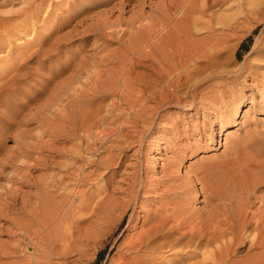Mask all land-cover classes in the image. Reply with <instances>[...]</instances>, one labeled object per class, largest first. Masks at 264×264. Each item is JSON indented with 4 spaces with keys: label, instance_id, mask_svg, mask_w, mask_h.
<instances>
[{
    "label": "rangeland",
    "instance_id": "obj_1",
    "mask_svg": "<svg viewBox=\"0 0 264 264\" xmlns=\"http://www.w3.org/2000/svg\"><path fill=\"white\" fill-rule=\"evenodd\" d=\"M142 1L0 0V19L5 20L3 22L4 27H0V75H2L0 77V89L4 88L0 90V199L4 196L7 197V200L16 199L11 203L12 205L16 204L13 205L14 207L9 209L5 207L6 210L0 211V264H62L60 260L63 257L57 253L64 249V251L66 249L69 251L67 254L69 262L64 264H112L114 261L118 262L121 253L127 252L129 240L141 230L142 222L150 216L157 215L158 210L162 211V206H165L167 201L164 193L165 186L156 189H153L152 186L166 178L164 173L167 171V167V169L179 167L182 172H186L189 167L195 166L199 162L208 165L211 161H219L221 157L228 159V155L232 156L229 158L244 155L245 160H243V156L241 160L239 158L240 164H244V162L246 164L247 160H249V164L254 159H263L260 154H263L264 157V0H223L224 2L222 1L212 12L200 14L199 26L197 25L198 28H196L199 29L198 33H200L196 38L198 37L199 44L201 43L203 46L205 44L207 55L219 54L216 60L219 59V62H216L217 67L211 69H204L203 66H200L201 64H198L204 69L202 70L203 76L201 72L200 75L199 73L196 74L193 78L194 81H191L193 83L190 82L185 85L186 88H182L184 89L181 91L182 93L178 92L176 97L170 95L168 98L170 101L165 99L166 102L161 95L162 97H159L163 99L158 97V101L155 100L154 102L153 99L147 97L150 91L147 90L148 93L144 91L146 93L143 92L139 95L145 97V102L143 99L140 101L141 105L138 103L136 107L131 108L132 110L126 106V102L132 100L133 96L132 94L130 95L131 98L126 96L129 99L123 101L127 107L126 114L129 111L131 115H134L136 110L140 112L142 105H148V109L154 110L150 109L149 114L145 113L143 116L152 117L154 114V117H152L153 119L147 117L152 121V124L146 123V126L148 124L150 127L140 124L136 128L132 122H129L128 128L130 130L121 131V135L132 132L131 134L135 135L136 139L130 138L135 140L132 142L133 144H124V153H120L121 157L117 160L118 163L108 166L103 160L109 154V151L106 150L107 143L113 142L114 144L115 142L113 136L108 142H106L107 139L104 140L103 145L97 144L98 150H94L95 152L93 150L83 151L85 148L81 152L80 150L79 152L76 151L79 149L78 145L76 146L79 141L74 136L80 134L79 131L82 130L78 103H70L71 105H68L70 109L68 106L67 109L71 111L66 110L67 114L62 116L58 114L60 107L58 102L60 101L51 100L55 98L58 90H63L79 63L83 59L90 58L96 51L109 52L110 59H107V63H110L108 68L110 70L103 75V81L106 76V82H112L108 75L112 69L118 67L115 55L119 57V53L117 54L116 51L123 49L124 41L129 42L136 38L132 36L130 39L129 34H125L126 37L128 36L125 40L126 37L120 33L122 31H119V34L122 35L115 32L111 38L109 35L100 37L90 28L102 24L106 18L117 23L121 22L120 25H117V27L120 26V29L123 26L128 27L129 21L137 20L138 23V19L141 18L145 23L153 21L158 23L157 15L160 13L158 10L161 6L164 4V6L168 5V8L172 7L173 12L170 13L174 16L173 1L178 2V0H167L165 3V0ZM138 13L144 14V16L141 17ZM147 15L149 18H144L148 17ZM228 15L235 17H233L232 22L234 24L230 26L231 28L225 26L222 19L223 16L227 18ZM167 18L168 16H166V20ZM201 19H203L202 22ZM213 19H218V21L215 23ZM211 26H214L216 31L212 32ZM203 35L204 37H202ZM207 35H210L211 37H208L212 40L207 38ZM213 39L215 40L213 41ZM207 59L206 57L205 60ZM226 59L227 61H225ZM220 64L223 66H219ZM136 69L139 72L145 70L140 67H136ZM206 70L212 71L210 73ZM220 71H223V74ZM83 75L86 77L85 73L80 74L82 77ZM175 75L174 72L169 78ZM200 76L204 80L200 79ZM5 83H7L6 86ZM98 85L99 89L103 87V89H108L112 83L110 86L109 84L104 86L103 82L100 81ZM74 87H76L75 82ZM134 87L138 88L140 85L138 87L134 85ZM187 89L191 91H186ZM132 93L134 94V92ZM136 95L134 94V97ZM109 96L106 95L104 100H98V102L107 104L112 99ZM172 98L173 101L171 102ZM104 108H106L105 105ZM84 111L85 109L83 112L81 111V115L85 114ZM159 113L161 118H158ZM74 114L76 115L72 117ZM134 117L131 116L130 119L136 120V115ZM222 117L223 119H221ZM136 129H139L138 132H135ZM138 134L143 135V138L140 137L139 140ZM23 148L30 151V159L25 158L26 153L23 154ZM114 152L116 155L120 151L116 149ZM81 153L85 159L86 157L90 158L83 162L80 161L82 167L79 166L81 169L79 177L84 176L73 182L75 181V175L73 176L75 171L73 170L76 169L77 172H80L78 167L73 165V157ZM84 153L88 156H85ZM92 153L95 155L89 156ZM226 155L227 158H225ZM28 161L30 162V169L24 167L25 164H23V162ZM172 164L174 165L170 166ZM232 165L237 164L233 163ZM164 167L166 168L163 169ZM138 169H140L139 177L145 180L146 186L140 191V197L136 203L132 202L129 208H126L125 213H122L123 202L130 199V195H128L130 190L128 189H130L131 176ZM67 172L72 177L69 174H64L66 177L63 175ZM53 173L55 177L57 175L61 179L64 177L63 182L67 186H59L61 191H57L56 188L47 183L50 180L48 178L54 175ZM67 175H69L68 178ZM11 185H15L13 193L8 189ZM45 185H47L48 190L50 189L49 193L43 188ZM54 192L59 193L55 195ZM110 194L114 200L108 199ZM50 195H55L56 199ZM74 195L76 196L74 197ZM60 196L65 197L66 200L65 198L61 199ZM47 198L51 201L52 199L57 200L56 202L63 201L66 207L68 206L66 203H70V201H74L73 205L76 207L80 198L86 199L87 207L89 206L90 209L86 207L88 210L85 208L86 210H78V212L75 208L72 210L73 212L68 209V211L64 210L67 213H63L66 217L62 212L61 215L59 213L57 215L54 210L52 211V206L47 205L49 201ZM98 198L103 199L102 202ZM253 199L255 200V197ZM109 200L111 203L114 201V207L109 204ZM54 201L48 204H53ZM104 201L108 205L104 204ZM116 201L118 205L115 203ZM97 202H100L99 205ZM44 206L45 209H43ZM48 206L51 208L49 209ZM91 206L97 210L91 212ZM110 206L112 207L110 208ZM53 207L55 208V206ZM134 211L137 214V220L134 221L137 225L136 228H129L130 216ZM35 213L38 214L42 224L46 222L49 226L46 227L45 231L43 230V239L46 241L41 240L40 244L36 245L35 240L37 238H35L34 244H29V247L26 248L28 239L26 241V234L19 228V223L21 220V223H24L26 227L27 218H34L36 222L39 221ZM46 217L51 218L48 220ZM29 219L27 221L31 220ZM71 221L74 223L73 225ZM76 221H78V225H76ZM68 224L70 227L72 226L71 229ZM53 228L58 229L55 231ZM50 230L52 231L50 232ZM70 232L73 238L71 240L66 239V242L64 233L71 234ZM19 241L23 243L25 248L23 246L16 248ZM37 248L41 249L38 250Z\"/></svg>",
    "mask_w": 264,
    "mask_h": 264
},
{
    "label": "bare ground",
    "instance_id": "obj_2",
    "mask_svg": "<svg viewBox=\"0 0 264 264\" xmlns=\"http://www.w3.org/2000/svg\"><path fill=\"white\" fill-rule=\"evenodd\" d=\"M139 1L143 2L142 0H139ZM166 1L167 0H165L164 3ZM222 1L223 0H178V2H176V3H175V1H173L174 7H175L174 16H172V13H170V12H173L172 11L173 8L172 7L168 8L167 7L168 5H166L167 3L165 4L166 6H164V4H163L161 6V8L158 10L160 12L157 15L159 17V18L157 17V19H159L158 23H156L154 21L145 23V22H143V18H141V19H138L139 20L138 23H137V20H134L132 22L129 21L130 25L128 24L129 25L128 27L123 26L120 29V26H118L119 27L118 28L117 25L118 24L120 25L121 22L117 23L116 21H113V20L110 21L108 18H106L103 22L100 20L102 22V24H98V26H95L94 28H90L91 31L94 30L95 31L94 33H97V35H99L100 37H105V36L109 35L111 38V37H113V34L115 32H118V34H119V31H122L120 33H122L125 37L127 34H129L130 39H132V36H134V37H136L135 38L136 40L134 39L135 41L131 40L129 42L124 41L123 49L116 51L117 54L119 53V57H118V55H115L116 61L118 63L117 64L118 67L115 69H112L111 70L112 72H109L108 77H109V79L112 80V82H110V83H112L110 88L103 89L104 88L103 87L102 89H99V87H98L99 86L98 84L100 81L103 82L104 86H105V84H109V86H110V83L106 82V76L104 77L105 79L103 81V75H105V73L108 70H110V69H108L110 63L109 62L107 63V59H110L109 58L110 54H109V52L96 51V52H94V54L90 58L83 59L79 63L78 67L73 70V73L71 74V77L69 78V82L67 84H65V86L63 87V90H60V91L58 90V92L55 94V98L53 100H51V101L62 102V103L58 102L59 103L58 106H60L58 108V110H59L58 114L62 115V116L67 114V111L70 109L69 108L70 106H68L70 103H73V104L78 103L77 105L80 108L78 110V112L80 113V115H79L80 118H79V116H78V118L80 119L79 121H81V124H82L81 129L82 130L79 131V132H81L80 134H77V136H74L79 141L78 143H76V146L78 145V147H79V149L76 151L79 152V150H80V152H81L84 148H85V150H83V151H86V150L97 151L98 150L97 144L104 143L103 141L106 139H107L106 142H108L110 139H112V136H113L116 143L115 142H114V144H113V142L110 144L107 143L108 145L106 147V150L109 151V154L106 155V152H105L106 156L104 157L103 160H104V163H106L108 166H110L113 163L114 164L118 163L117 160H119V157H121L120 153L121 154L124 153V148H125L124 144L130 145L132 142L135 141V140L133 141L130 139V138H132V139L135 138V135L133 136L131 134L132 132L130 134L126 133L124 135H121V131L124 129H126V130L129 129L128 128L129 122H132V124L136 128L139 127L140 124L141 125L144 124L145 126H146V123L152 124V121H150L148 119L150 116L148 117V115H146V117H144L143 115L145 113H148V111L150 109L154 110L152 108L148 109L149 108L148 105H142V107H140V109L141 108L142 109L141 110L139 109L140 112L139 111L137 112V110H136L134 113V115H136V118L138 120L133 119L134 121H132L130 119V117L131 116L134 117V115H131V113H129V111H128L129 114L128 113H127L128 115L126 114V111H127L126 106H129L128 107V108H130L129 110H132L131 108L136 107L138 105V103L141 105L140 101H142L145 97L143 98L140 95H141V93H143L144 91H147V90L150 91V93L147 95V97L149 99H153L154 102L161 95L163 96L164 101H165V99L167 101V99L169 98L170 95L176 97L178 92H181L184 90L182 88L185 87V85L189 84L191 81H194L193 78L196 74L199 73V75H200L203 72L202 70H204V69H207V68L211 69V68L217 67L216 62H219V59H218V61H216V60H217V56L219 54L208 53V54H210V56L207 55V51H206L207 49H206V47H204L205 44L203 46L201 43L200 44L198 43L199 39L197 40L198 37L196 38V36L199 35L200 32L198 33L199 29H196V28H198L197 25H198V21L200 20V14L204 15V14H207L209 12H212L214 10V8L218 7L221 4ZM141 2H139V3H141ZM172 6H173V4H172ZM197 14H199V15H197ZM138 15H141V17L144 16V14H139V13H138ZM149 15H150V17H152L151 13H149ZM149 15H147L148 17H144V18H146V19L149 18ZM166 16H168L167 20H166ZM210 16H211V14H210ZM226 17L227 18H224V16L222 17V19L224 20L223 23L225 24V26L230 27L231 25L234 24L232 21L234 20L235 17L234 16L231 17L229 15ZM202 20L203 19H201V22H202ZM213 20H215V19H213ZM4 21H5L4 19H0V27H4V23H3ZM216 21H218V19L215 20V23H216ZM182 23H185V24H182ZM206 24H207V21H206ZM115 27H117L118 29L117 28L115 29ZM88 30H89V28H88ZM211 30H212V32L216 31V28L214 26H211ZM122 34H119V35H122ZM208 36H210V35H207V38L211 37V36L210 37H208ZM127 37L125 40H127ZM202 37H204V35ZM199 38H200V36H199ZM119 39H120V37H119ZM109 40H111V39H109ZM214 40L215 39H213V41ZM205 41L207 42V40H205ZM202 43H204V42H202ZM206 46H207V44H206ZM112 57L114 58V55ZM202 57L203 58L205 57V59L207 57L209 60L207 59L208 60L207 61L205 59H202ZM225 61H227V59ZM198 64H201L200 66H203L204 69H202ZM221 64L219 66H223ZM136 67H140V68H143L145 70H144V72L143 71L139 72V71H137ZM221 68H223V67H221ZM216 69L218 70V68H216ZM228 69H229V67H228ZM213 70H215V69H213ZM220 70H222V69H220ZM206 71H208V70H206ZM211 71H208V72L211 73ZM174 72L176 75L174 77L169 78ZM220 72H222V74H223V71H220ZM82 73L86 74V77L83 75V77H85V78L80 76V74H82ZM203 74L204 73H202V76H203ZM212 74H210V75L212 76ZM1 76L2 75H0V77ZM202 76H200V79L203 78ZM113 77H115V78L112 79ZM197 77H196V79H197ZM213 78H211V79H213ZM202 80H204V79H202ZM7 82L9 83V81H7ZM74 82H75L76 87H74ZM191 83H193V82H191ZM195 83L197 84L198 82H195ZM6 84L7 83H5V86H6ZM134 85H136L137 87H138V85H140L141 89L138 90V88H140V87L135 88ZM158 85H160V87H158ZM2 86H4V84H2ZM191 88H193V87H191ZM180 89H182V90H180ZM188 90L189 89H187L186 91H188ZM148 91H147V93H148ZM189 91H191V90H189ZM132 92H134L135 95L137 94L136 97H134V94ZM144 93H146V92H144ZM131 94L133 97H132V100L131 99L129 100L128 98L129 97L131 98V96H130ZM184 94H185V91H184ZM106 95H110L109 98H112V99L110 101H108L107 104L99 103L98 100H101V101L104 100ZM143 96H145V95H143ZM184 96H186V95H184ZM192 96H194V95H192ZM161 97H159V98H161ZM133 98H134V101H133ZM163 98H161V100ZM125 100H127V101L129 100V102H126V106L124 103ZM161 100H159V101H161ZM172 101H173V98L171 99V102ZM144 102H145V99H144ZM162 102H159V103H162ZM185 102H186V100H185ZM53 104L55 105V102ZM146 104H148V103L146 102ZM104 105L106 107V108H104L105 110L103 109ZM67 106L69 109H67ZM153 108H155V107H153ZM84 109H85V111H84L85 114L81 115V111L83 112ZM69 111H71V110H69ZM102 112H105V113L103 114ZM136 112H137V114H136ZM75 115L76 114H74L72 117H74ZM153 115H152V117H154ZM152 117H150V118H152ZM161 117L162 116L159 113L158 118H161ZM58 118H59V116H58ZM221 119H223V117ZM147 126H148V124H147ZM148 127H150V126H148ZM138 130L136 129L135 132H138ZM141 131H142V129H141ZM144 131H143V133H144ZM99 132H101V133H99ZM143 133H141V134H143ZM138 135H139V138H138L139 140H140V137H141V139L143 138V135H141V136H140V134H138ZM141 143H143L142 140H141ZM254 143H252V144H254ZM254 145H253V147H254ZM263 145H264V143H263ZM256 146H257V144H256ZM77 148H75V149H77ZM256 148H255V151L258 149V148L257 149ZM116 149H118L120 152H117V154L115 155L114 150H116ZM73 151H75V150H73ZM260 151L262 152V150H260ZM24 153H26L25 158L28 157V159H30V157H29L30 151L27 148L24 149L23 154ZM263 153H264V151H263ZM73 154L75 155V153H73ZM82 154L83 153L73 157V165L78 167V169H79L78 171H80V172H77L76 169L73 170V171H75V172H73L74 173L73 176L75 175L74 176L75 181H73L70 178L73 182L78 181L79 179L82 178V176H84V175H81V177H79L80 173H81V169L79 167V166H81L80 161L81 162L86 161V159L88 157H86V159H85ZM84 154H86V153H84ZM93 154L94 153L90 154L89 156H91ZM103 154H104V152H103ZM31 155H32V153H31ZM85 156H88V154H86ZM239 156L238 157L236 156V158H234V156H233V158H229L232 156L228 155V159H224L223 157H221V159L219 161H211L210 163H208V165H204V163L199 162L195 166L189 167L186 172H182L179 167H170V166H173L174 164L170 165L169 169H167L168 167L167 168L164 167L163 169L166 168V170H167L164 173L166 178L163 180H160L161 182L152 186V188L156 189V188H159L160 186H165L166 189H165L164 193H165V197L167 198L166 203L164 202L165 206H162L163 209H162V211L160 210L161 212L158 210V214L156 213L157 215L150 216V217H148V219H145V221L142 222V224L140 226L141 230L136 234L135 237L133 235V237L127 243L128 244L127 245L128 247L126 250L127 252L121 253V255H120L121 257L119 259L120 261L119 260H118V262L114 261L112 264H264V157H263V154H260V156L263 159H260V160L254 159L252 162H254L256 160L257 161L255 163L250 162L249 164H248L249 160H247L248 162H246V164H245V162H244V164H240L239 162H241V161H239V158L241 160L242 159L241 157L243 156L244 157L243 160H245V156L244 155H241V157H239ZM251 156H252V154H251ZM99 158L101 159V156ZM225 158H227V155ZM100 159H99V161H100ZM215 160H217V159H215ZM66 163H67V161H66ZM141 163H142V161H141ZM233 163H235L237 165H232ZM23 164H25L24 167H26L28 169L31 168L29 161L26 163L23 162ZM70 164L72 165V163H70ZM70 164H68V166H70ZM65 165H67V164H65ZM19 166H23V165H19ZM74 166H72V167H74ZM21 168H23V167H21ZM65 168H66V166H65ZM71 169H70V172H71ZM139 171H140V169H138L131 176V183L129 184L130 189H128V190H130V191H128L129 192L128 195H130V197H129L130 199H128V200L125 199L126 201L123 202V204H122L123 205V209H122L123 212L120 211L122 213H125L126 208L127 207L129 208V205L132 202H134V204L136 203V201L140 197V191L143 190L146 186L145 180L142 179V177L141 178L139 177ZM60 174H62V173H60ZM64 174H69V173L68 172L63 173V175ZM69 175H67V178ZM70 176L72 177V175H70ZM93 177H92V179H93ZM138 178H140V179H138ZM48 179H50V180H48V182L47 181L46 182L49 183L50 185H52L54 188H56L57 191L60 190L59 186L65 185V183L63 182L64 177H63V179H61V177H59L58 175L55 177V174H54V175H51V177H49ZM139 180H141V181H139ZM14 186L15 185H11L8 188L10 191H12V193L15 191ZM65 186H67V185H65ZM43 188L45 189V191L47 193L50 192V189L48 190L47 185H45ZM50 188H52V187H50ZM78 191H81V190H78ZM74 192H76V191H74ZM54 193H56V192H54ZM58 193H56L55 195H57ZM71 193L73 195V192H71ZM52 194H53V192H52ZM55 195H50V196H52V197H54V199H56ZM68 196H71V195H68ZM75 196L76 195H74V197ZM104 196L106 199L107 198L106 194ZM62 197H61V199L65 198V197L64 198H62ZM254 197H255V200L253 199ZM6 198L7 197L4 196L3 198L0 199V211L9 209L10 207L12 208V207H14L13 205H16V204H13V205L11 204L16 199L13 198L11 201V200H7ZM66 198H68V197L66 196ZM66 198H65V200H66ZM110 198L113 199V197H111V194L108 197V199H110ZM54 199H52V201H54ZM99 199L101 200V198H98V200ZM77 200L79 201V199H77ZM102 200H101V202H102ZM52 201L49 200L48 203H52ZM56 201H54L55 203L53 202V204L47 203V205H51L52 208L51 207L50 208L52 209V211L54 210L57 215H58V213L60 214L61 212H62V214L67 213V212H64V210L68 211V209H70L72 211L75 208L77 210V211L76 210L75 211L78 212V210H84L87 207L86 199L83 200L81 198H80L79 203L77 204L78 206H76V207H74L75 205H73V202H74L73 200H72L73 202H71L69 200L70 203H66V204H68L67 207L63 201L62 202L61 201L56 202ZM105 201H104V204H107ZM113 202L111 203V201H110L109 204L110 205L112 204V206L114 207ZM97 203L99 205L100 202H97ZM115 203H117V201ZM117 205H118V203H117ZM45 206L43 209H45ZM53 206H55V208ZM58 206H59V208H58ZM112 206H110V208ZM5 207H7V208L5 209ZM71 207H72V209H71ZM92 207L93 206H91V209H92L91 212H95L97 209H94ZM107 207H109V206H107ZM48 208H49V206H48ZM48 208H46V209H48ZM115 208H116V205H115ZM60 209H61V211H60ZM88 209H90V208H88ZM4 212H7V211H4ZM39 212H41V211H39ZM80 213L79 214L82 215V212H80ZM98 213H99V211H98ZM35 215H36V213H35ZM63 215L66 217L65 214H63ZM74 215H76V214L74 213ZM64 216H62V217H64ZM31 217H33V216H31ZM57 217H59V216H57ZM65 217H64V219H65ZM92 217H95V216H92ZM119 217H121V216H119ZM46 218L48 219V217H46ZM136 218H137V214H136V211H134L130 216L129 228H136L137 223L134 222L135 220H137ZM27 219H29V218H27ZM27 219H26V227H25L24 223H21V220H20V223H19V221H17L20 224L19 228L21 229V231L24 232V234H26V241L28 239V241L26 242V248L29 247V244H32L34 242L35 238H37L36 240H38V241L35 240L36 245H39L40 244L39 242H41V240L46 241L43 239V235H44L43 230L45 231L48 224L46 222L42 224V221L39 220V217H38L39 221H37V222L35 221L34 218H32V219L30 218L31 219V220L29 219L30 221H27ZM79 219H80V217H79ZM89 219H90V217H89ZM77 222L78 221H76V225H78ZM51 223H53V222H51ZM57 223H59V221ZM60 223H61V221H60ZM71 224L73 225L74 223H72V221H71ZM54 225H53V227H54ZM69 225L70 224H68V226ZM71 227H70V229H71ZM57 229L53 228V230H55V231ZM59 230H60V228H59ZM72 230H73V228H72ZM51 231L52 230H50V232ZM61 231H62V229H61ZM55 234H56V232H55ZM66 234L67 233H64L65 241H66V239L71 240L73 238L72 233L67 234V235ZM59 239H61V238H59ZM51 242H53V241H51ZM22 244L23 243H21V241H19V245L16 248H21L22 246L24 247V245H22ZM44 246H46V245H44ZM51 247H54V246H51ZM51 247H50V249H52ZM41 248H39V249H41ZM43 250H45V249H43ZM62 250H63V248H62ZM64 250L61 252L59 250V252L57 253L63 257V259L60 260V262L62 264L69 262L68 261L69 256H67V254H69V251L67 249H66V251H64ZM20 251H21V249H20ZM55 252H57V251H55ZM55 252H54V254H56ZM49 257H51V256H49ZM35 263H38V262L35 261Z\"/></svg>",
    "mask_w": 264,
    "mask_h": 264
}]
</instances>
